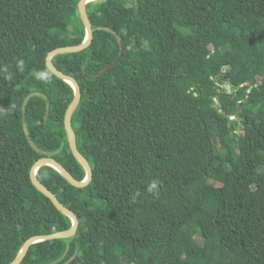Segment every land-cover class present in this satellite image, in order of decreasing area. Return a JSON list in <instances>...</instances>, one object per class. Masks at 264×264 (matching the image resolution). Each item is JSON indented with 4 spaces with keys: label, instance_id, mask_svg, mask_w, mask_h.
Listing matches in <instances>:
<instances>
[{
    "label": "trees",
    "instance_id": "obj_1",
    "mask_svg": "<svg viewBox=\"0 0 264 264\" xmlns=\"http://www.w3.org/2000/svg\"><path fill=\"white\" fill-rule=\"evenodd\" d=\"M79 2L0 0V264L29 238L73 225L30 171L52 153L87 177L65 127L76 91L47 65L52 49L85 41ZM87 8L91 44L53 63L81 86L72 122L93 178L79 188L52 165L38 169L80 224L74 236L34 243L21 264H264V0H93ZM122 43L124 56L98 77ZM40 70L48 82L35 78ZM34 91L51 106L30 99L27 138L23 106ZM234 114L244 132L235 133ZM153 179L158 196L147 192Z\"/></svg>",
    "mask_w": 264,
    "mask_h": 264
},
{
    "label": "water",
    "instance_id": "obj_2",
    "mask_svg": "<svg viewBox=\"0 0 264 264\" xmlns=\"http://www.w3.org/2000/svg\"><path fill=\"white\" fill-rule=\"evenodd\" d=\"M91 1H93V0H80V2H79L80 14H81V16H82V18L86 24V27H87V37H86L85 41L81 44H78V45L56 47V48L52 49L48 53V56H47V65L50 68V70L54 74H56L58 77L63 78L66 81H68L69 83H71V85L74 87V89L76 91L75 97H74L73 101L71 102V104L67 110V113H66L65 127H66V130L68 132L71 149H72L74 155L78 158V160L85 167V169L87 171V177L85 180H79L76 177H74V175L61 162H59V160L57 158H55V156L52 153H49L46 156L40 158L33 165L32 169L30 171V177L33 181V184L41 192H43L47 197H49L58 209L62 210L64 213H66L67 215H69L73 219V225L66 230H62V231L55 232V233H43V234L35 235V236L29 238L27 240V242L25 243L23 249L21 250L20 254L18 255V257L13 262L8 263V264H21V262L24 260L25 256L27 255L30 247L36 242H39L42 240L67 238V237H71V236L76 235L78 232V228H79V224H80L78 215L71 208H69L68 206L63 204L59 200V198L55 195V193L38 178L37 171L42 165H45V164L52 165L55 168H57L70 183H72L74 186L79 187V188L87 186L93 178L92 166H91L89 160L81 153V151L78 148L76 135H75V131L73 128V122H72L73 113L76 110V108H77V106L81 100V96H82L81 86H80L78 80L74 76L69 75V74L61 71L53 63V57L56 54L65 53V52L81 51V50H84L85 48H87L91 44V42L94 38V28H93V24H92V21L90 19L88 8H87L88 3ZM124 53H125L124 43H122L121 54L119 55V57L113 63L106 66L104 68V70L98 75V77L102 76L104 72H106L111 67L118 64L120 59L124 56ZM36 95L46 97L48 100L49 107L51 106L49 96L43 92L34 91V92H31L26 97L25 102H24V106H23V116H24L23 122H24L25 135L27 138L31 137L29 126H28V121H27V106H28L30 99Z\"/></svg>",
    "mask_w": 264,
    "mask_h": 264
},
{
    "label": "clouds",
    "instance_id": "obj_3",
    "mask_svg": "<svg viewBox=\"0 0 264 264\" xmlns=\"http://www.w3.org/2000/svg\"><path fill=\"white\" fill-rule=\"evenodd\" d=\"M16 67L19 71H23L24 69V61L23 59H18L16 62ZM3 71L6 73L5 78L8 80L12 79V75L8 73V69L5 67ZM35 78L40 81L48 82L51 79V75L47 70H40L35 73ZM159 181L153 179L147 186V192L152 193L154 196L159 195ZM140 195L139 192L135 193L133 200Z\"/></svg>",
    "mask_w": 264,
    "mask_h": 264
},
{
    "label": "built area",
    "instance_id": "obj_4",
    "mask_svg": "<svg viewBox=\"0 0 264 264\" xmlns=\"http://www.w3.org/2000/svg\"><path fill=\"white\" fill-rule=\"evenodd\" d=\"M223 74H224V72H223ZM218 85L224 87L229 93H232V91H233V87H232V85L230 83L222 84V83L218 82ZM247 85H249V83H244V84L241 85V87H244V86H247ZM255 85H257V84H255ZM250 90H249V92H250ZM230 119L232 121H235V122L238 123V128L235 129V133L244 132V123L240 119L239 116L234 114V115L230 116Z\"/></svg>",
    "mask_w": 264,
    "mask_h": 264
},
{
    "label": "rangeland",
    "instance_id": "obj_5",
    "mask_svg": "<svg viewBox=\"0 0 264 264\" xmlns=\"http://www.w3.org/2000/svg\"><path fill=\"white\" fill-rule=\"evenodd\" d=\"M227 7L235 17L239 16V11H237L232 5L228 4ZM115 222V220L110 221V225H114Z\"/></svg>",
    "mask_w": 264,
    "mask_h": 264
}]
</instances>
